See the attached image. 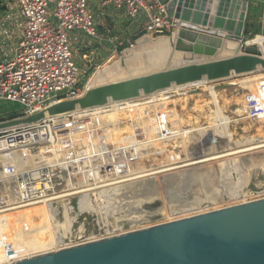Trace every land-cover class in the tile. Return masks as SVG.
I'll list each match as a JSON object with an SVG mask.
<instances>
[{"label":"water","instance_id":"1","mask_svg":"<svg viewBox=\"0 0 264 264\" xmlns=\"http://www.w3.org/2000/svg\"><path fill=\"white\" fill-rule=\"evenodd\" d=\"M228 1L216 0L218 5L213 6L214 14L209 17L205 12L207 0H199L195 9L192 3L171 0L167 14L179 20L181 28L170 27V37H149L117 52L104 66L90 72L80 97L62 99L31 115L1 120L0 132L109 103L133 101L170 89L201 82L216 83L264 70V53H240L237 44L244 42L247 3L231 1L230 11H237L242 4L237 17L222 13ZM252 155L264 157V152ZM217 165L205 167L212 175L204 182L185 185L184 190L191 192V196L207 198L201 184L206 186L221 180L217 176L221 168ZM202 168L199 170L205 169ZM254 169L251 175L256 170L264 174L263 170ZM219 198L226 201L222 193ZM176 200L180 201L177 196L175 203ZM190 202L178 203L176 209ZM150 219L155 221L160 217ZM14 264H264V200Z\"/></svg>","mask_w":264,"mask_h":264},{"label":"bare ground","instance_id":"2","mask_svg":"<svg viewBox=\"0 0 264 264\" xmlns=\"http://www.w3.org/2000/svg\"><path fill=\"white\" fill-rule=\"evenodd\" d=\"M198 1L199 0H183V4L192 3L193 9H195V5L196 3H198ZM241 5L238 9L239 12L234 13L237 15V17L241 11L240 10L242 7ZM209 8L207 6L205 8V12L207 14ZM243 43L244 45L253 44V46H256V48H258L261 52L262 45L264 44V36L256 35L251 39H248L246 41L244 40ZM237 44L240 47L242 45L239 43ZM251 79L254 80L251 81ZM246 80H247L246 87L243 86L242 88L244 89H242V91L240 92L242 94H246L249 91L251 94H253L256 100V102L254 101L256 107L252 108L253 104L251 106L248 103L247 99L244 100L243 99L244 96H242L241 101L239 97L238 98L234 97V99L232 97V99L235 100V102L232 100L233 102L232 104L237 103V105H239V109H238L239 117L234 118L236 112L235 114H233L234 112H232L229 116L234 118V121H232L233 122L232 126L230 124L228 125V128H227V123L225 122L226 119L218 125H216L215 123L209 124L210 122L209 123L207 122V124L205 125L198 124L199 122L210 121L211 119L214 118H218L219 120H221L222 118H226L228 116L227 115L226 117L221 118V106H219L220 105L219 103L221 101L218 99L221 98L223 91L214 90L215 89L214 87H213L214 89L210 88L209 91L211 92V95L209 96V92H206L203 88V86H205V84H208V82L196 83V84L170 89L153 94L150 96V99H152L151 100L152 103L154 102L155 104L153 105V107L147 106V104H150L151 102V101L149 102V100H145V101L140 100V103L138 104L137 102L134 101H126L123 103H115V102L109 103V105H107L108 107L107 106H104V108L98 107L92 109L93 111L88 110L92 112L82 111V112L73 113V116H79V117H81V115H88V113L94 116L97 115L95 117H98L97 120L98 124H96V122L93 123L87 122L86 129L88 128L89 129L88 131H92L89 132V135H92L93 132L99 131L98 134L101 136V138L104 139L106 137L107 143L103 144L104 151L102 150L101 152H105V154L107 152L106 154L107 157H104L105 158L104 162L100 163L101 169L100 171H98L100 174H98V172L96 173V171H93L92 172L93 179L91 178L92 175L91 176L88 175V177L91 178V183L89 185L86 184L83 187L77 188V186H81L82 184L79 185V183L77 182V184L75 185L73 183V188L71 189L72 192H68V193L62 192L60 191L59 187H56L55 195L57 196L54 198V200L57 199L60 200L71 195H80V201L77 204L78 211L80 212L84 210L87 212H93V207L89 205V202L91 201L90 195H94L96 200L97 198L103 201L105 200L107 203H113L115 207H120V208H122V206L120 205L122 200L121 199L118 200L117 197L119 195L124 196L127 193L128 195L126 199L130 200L134 197L133 202H142L143 199L149 202L153 200H157L154 201V204L152 206L142 203V207H144L145 209H143V211L142 210L140 211L139 209V212L135 213L138 215H136L135 218H132L133 220L131 219L132 220L131 223L133 227L134 226L140 227V225L143 224L144 222L151 220L148 218H153L156 215H159V217H161L164 220H169L170 218H176V217H187V216L189 217V215L195 214L197 212L199 206L203 203L201 200L203 201L205 200L207 202L209 201L213 203L214 202L223 203V201L220 200L221 197L219 199L197 198L194 200L195 202L192 201L189 204L187 205L184 204L183 207L180 206L179 209H176L177 205H175V201H174L176 199V196H178V194L180 195L181 191L184 190L188 185L191 186L193 183L196 184L199 181L204 182L205 179L211 173V171L206 172L209 170L205 167L210 166L212 164L220 165L224 163L223 167L226 168L228 166L226 162L231 163L230 166L233 167V171L234 172L236 171V175L241 177V179H239V181L240 180L242 181L241 194L243 199L246 198L248 192L244 188L248 184L252 169L253 168L261 169L264 172V157L252 155L253 153L256 152H260V151L264 152V122H263L264 118H262L261 120V118L258 117L259 116L258 114L264 111V81L262 83L261 82L262 79H260V77L250 78V79L246 78ZM259 81H260V85L259 87H257V83ZM192 87L198 88L196 91L200 89L198 94L199 96L201 93L206 92L208 99H205L203 101H196V103L192 107H189L187 101L189 98H191V96H189L187 89H191ZM175 91H182V92L175 93L174 94L175 97L173 99H169L170 95L156 98L157 96H161L169 92H175ZM238 95L239 94H237V96ZM223 99L225 101L228 100L229 102V99L231 98L222 96V101H223L222 104H225ZM232 104L231 106H233ZM234 108L235 107H233L232 109ZM245 110L247 111V114H244L243 116V111ZM234 111H236V108ZM251 111L253 112L251 113ZM179 112L182 113L183 115L180 116ZM174 113L175 114L178 113L180 119H175L174 116L176 115H173ZM151 114H153V117H151ZM65 116L66 115H62L53 118L57 119ZM93 117L91 118L93 119ZM47 120L55 121V119L52 118H49ZM238 120L242 121V123L240 124L245 125L247 122H249L248 126L256 125L255 128L250 127V129L252 131L254 130V132H252L249 136H246L244 134H239L242 136L236 134L233 135L234 133L233 129L235 127V123H237L236 124L237 126L239 125ZM189 124H191L192 127H190L187 130L177 131L173 129L175 127L188 126ZM65 126L68 125L65 124ZM69 127L72 130L73 126L71 125ZM80 128L81 127L78 126L76 129V127L74 126V129L76 130ZM58 129H62V127L61 128L59 127ZM53 130L54 132H57V126L55 124ZM169 130L172 131L166 133ZM230 130H232L233 132L232 133L233 137H231ZM49 132H50V141L53 146L54 137L51 133L50 128H49ZM70 134L72 135H68L66 133V135H64L65 137L64 136L58 137L55 143L63 142L65 140L69 141L71 140L70 137H72L75 139L74 144L76 150H78L79 152H83V148L86 147V145H88V142L91 141V138H93L91 136L89 137L88 135V137L85 136L78 139L77 136L81 134L80 132H76V131ZM256 138H259L258 140L261 141H255L254 143L251 144L249 143L250 145H245L246 144L245 140L249 139L250 141ZM233 141L237 142L238 145H232ZM123 144L125 145L124 152L129 154L130 157H132L133 160H135L134 164H132L131 166L125 165L123 164V162L122 163L117 162V164L115 163L116 162L115 159L117 160L120 159L122 156L121 154L120 155L116 154L114 156L108 155L109 150H115V152H117L115 148H117V150L122 149ZM230 144L234 146V148H231ZM52 146L44 150L45 156L46 158H48V161L54 163L55 164L54 166H56V164H58V166H62V164L65 165L68 163L67 165H69L71 168H75L76 171L77 169H79L80 167L79 164H81L82 159H80L79 164L76 163L75 165L73 159L76 158L75 154H71V153L66 154L64 151L56 155V153L61 149H59V147L53 148L54 146L53 147ZM181 147H185V148H181ZM54 149L56 153L55 152L53 153ZM174 150L175 151L180 150V152H178L179 154H176L177 152H175ZM120 151L122 152V150H118V152ZM94 153L96 154V152ZM94 153H92V155ZM97 154H99V152ZM244 155H248V157L246 156L243 157ZM19 156H20L19 154L17 155L13 154L11 157L12 161L16 163L18 160L22 159V157ZM67 156H69V159L67 158ZM80 157L81 156H79L78 158ZM93 157L96 158L97 156L94 155ZM108 157H111V159H108ZM92 158L90 156L89 157L87 156V159L91 160V162H93ZM144 158L145 161L141 160ZM100 159L103 160V158L101 157ZM63 161L66 163H63ZM38 162H42V161L34 160V162H31V165L36 166ZM84 164L82 166H85ZM94 164L95 163H92V166ZM104 166L106 168H109V170L104 171L103 170ZM200 167H203L205 169L202 168L203 171H201L199 170ZM63 168H66V166H63ZM127 168H129V170H125ZM210 168L211 167H209V169ZM104 172L106 173L108 172V173L107 174L105 173L106 174L105 175ZM118 174L119 175L122 174V176L120 175L121 176L120 177ZM236 186H238V184ZM234 192H235L234 194L231 193L228 194L229 197L227 196L228 198L226 200L228 201L226 203H229V200L234 198L236 200L238 199L241 200L240 191L237 190ZM218 196L219 195H217V197ZM181 199L184 200V198ZM83 204H87V206L85 205L84 206L88 208L83 210L81 207V205L83 206ZM120 208H118V210H114V211L112 210L113 213H111V215L113 216L114 212L115 213L122 212L121 210L124 207L122 209ZM67 210H64L65 230L70 229V222H72L71 219L68 217ZM131 210L132 209L130 208V211ZM39 219L43 220L45 224L40 227H35V224ZM119 220L120 218H114L113 230H112L113 234L122 230L121 226L119 225L120 222ZM5 221H8V223L4 224L3 222ZM60 222L61 221L58 220L57 209L52 207V201L50 203H41L23 208L13 207L1 211L0 235L4 234L8 230V228L12 229V225L14 224H23V225H21V228L19 230V234L21 235L20 243L13 246L9 245L8 248H6L7 250L5 249V245L1 246L0 256L5 255L6 253L7 256L4 259H0V264H12L15 262H20L24 259L26 260V258H29L36 253L46 254L48 252L61 251V250L63 251L70 249L68 247H65L64 243L61 241L62 238L68 233H64L61 235V231L58 230V224ZM27 223H31V225H28ZM51 223H54L55 225L54 228L51 225H49ZM118 236H121V234ZM108 238L111 239V237ZM7 239L8 237L4 238L2 242L6 243ZM23 241H24V245H23ZM89 242H94V241L91 240Z\"/></svg>","mask_w":264,"mask_h":264},{"label":"built area","instance_id":"3","mask_svg":"<svg viewBox=\"0 0 264 264\" xmlns=\"http://www.w3.org/2000/svg\"><path fill=\"white\" fill-rule=\"evenodd\" d=\"M170 1L93 0V3L98 10L111 7L122 11L138 32L159 36L170 32V27L181 28V22L167 14ZM0 2V102L20 106L18 111H11V118L34 114L62 99L80 97L84 89L80 84L81 71L73 60L71 39L74 35L95 41L102 37L89 1L14 0L16 12L8 7V0ZM106 34L110 32L107 30ZM52 122L46 119L0 132V160L8 156L14 166L0 172V212L55 203L60 166L47 161L16 170L19 163L24 165L27 161L20 159L14 163L11 158L18 150L41 146L45 154L44 148L52 146L49 128L54 137ZM112 152L108 155L117 154ZM89 243L93 242L82 245Z\"/></svg>","mask_w":264,"mask_h":264},{"label":"rangeland","instance_id":"4","mask_svg":"<svg viewBox=\"0 0 264 264\" xmlns=\"http://www.w3.org/2000/svg\"><path fill=\"white\" fill-rule=\"evenodd\" d=\"M88 1L90 4V9L94 13L96 25L99 24V25H97V28H99V32L104 35L105 28H109L110 34H109L108 38L105 37L104 41H102V40L95 41V40L88 39V38H85L84 40L80 39V40L72 41L73 42V44H72L73 60L78 65V67L81 71L80 84L84 90H85L84 85H83L84 81L93 69L100 68V67L104 66L117 52H119L125 48H128L132 45L135 46L138 43L148 39L149 37H158L155 35L150 36V35L144 34L142 32L134 31L133 30L134 26L131 25L130 22L123 17V12L122 11H116L115 9H113L111 7L104 10V11H105V13H107V12L112 13V14L114 13V15H115L114 19L117 21H113V23L110 22L109 17L101 15V11H100L101 9L98 10L96 8V6L93 3V0H88ZM215 1L216 0H208L207 1V7L208 8L210 7L207 11L209 16L211 14H214L213 10H212L213 6L218 5V3ZM223 1L226 2V0H223ZM231 1L232 0H229L228 7H226V6L222 7V9H223L222 13L223 14L233 15L234 13L239 12V10L238 11H235V10L230 11L229 5L231 4ZM243 1L247 3V17H246V22H245L244 40L246 41L248 39H251L256 35L264 36V0H243ZM211 2H213L214 4ZM8 7H10L13 12H16L14 0H8ZM159 36L170 37V32H167V33L159 35ZM88 42H91V43H88ZM94 42H99V44L94 43ZM102 42H112V43L104 44ZM117 42H122V43H121V45H118ZM245 45H244V43H242V45L240 47L241 48L240 53H245V52H249V51L260 52V50L258 48H256V46H253V44L252 45H246L247 47H250V48H247ZM260 53H262V54L264 53V44L262 45ZM257 77H260V79H262L261 82L263 83L264 71H259L256 73L247 74V75L238 76V77L231 76L229 79H226V80H222V81H219L216 83L205 84V86H203V88L206 92H209V96L211 95V92L209 91L210 88L214 87L215 88V89L213 88L214 90L223 91L222 96L230 97L231 99H229V102H228V100L225 101L223 99L225 104H222V102H223L222 96L220 99H218L221 101L219 103L220 104L219 106H221V118L226 117L228 115L226 118H222L221 120H219L218 118H214V119H211L210 121L199 122L198 124L205 125V124H207V122L208 123L210 122L209 124L215 123L216 125H218L226 119L225 122L227 123V128H228L229 124L232 126V124H233L232 121H234V118L239 117V114H238L239 105H237V103L232 104L233 103L232 100L234 99V97L235 98L239 97L240 101H241L242 96H244L243 99L244 100L247 99L248 103L251 106L253 104L252 108H255L256 107V104H255L256 100H255L253 94H251L248 90H247L248 92L246 94H242L240 91H242V89H244V88H242L243 86L246 87V84H247L246 78L250 79V78H257ZM252 80H254V79H251V81ZM259 85H260V81L257 83V87H259ZM201 88H202V86H201ZM197 89L198 88H195V87H192L191 89H187L189 96H191V98H189L187 101L189 107H192L196 103V101H203L205 99H208L206 92L201 93L199 96L198 94H199L200 89L198 91H196ZM261 89H262V86H261ZM179 92H182V91L169 92L167 94L157 96L156 98L170 95L169 99H173L175 97L174 94L179 93ZM236 93L239 95L237 96ZM258 93H256V94H258ZM240 95H241V97H240ZM232 97H233V99H232ZM156 98H155V100H156ZM140 100H143V101L149 100V102H150L152 99H150V97H149L148 99L143 98ZM140 100H136L134 102H137V104H138V103H140ZM233 101L235 102V100H233ZM231 104L233 106H231ZM153 105H155V104H154V102L152 103V101L150 102V104H147L148 107L149 106L153 107ZM233 107L236 108V111H234L235 108L232 109ZM19 109H20V106L16 103H9V102L1 101L0 102V121L5 120V119H9L10 118L9 113L11 111L12 112L18 111ZM4 110H6V111H4ZM92 111H88V112H92ZM232 112H234L233 114H235V112H236V115H234V118L229 116ZM252 112L253 111H251V113ZM254 113H255V111H254ZM145 114H147V113H145ZM244 114H247L246 110L243 111V116H244ZM261 114H262V116H261ZM173 115H176V116H174L175 119H180V116H182L183 114L180 113V116H178L179 115L178 113L177 114L174 113ZM258 115H259L258 117L261 118V120H262V118H264V111L259 113ZM93 116L94 115L89 114V113H88V115H81V117L73 116V114H72L70 116H65L62 118L55 119V121L52 122L53 125L55 124L57 126V132L53 131L55 141H57L58 137H62L64 135H66V133L68 135H72L70 133H72L74 131L80 132L81 135L77 136L78 139L81 137H85V136L88 137L89 132H92V131H88L89 130L88 128L86 129L87 122H90V123L96 122V124H98L97 123L98 117H95L97 115H95L94 117ZM91 117H93V119ZM151 117H153V114H151ZM78 122L79 123L82 122V123L79 124ZM179 123H180V121H179ZM240 123H242V121H239L238 126L236 125L237 123H235L234 129H236L237 131L233 129V132H234L233 133L232 130H230L231 137H233L232 133H233V135L234 134H236V135L244 134L246 136H249L252 132H254V130L252 131L250 129V127L255 128L256 125L255 126H248L249 122H247L245 125L240 124ZM65 124L68 126H65ZM71 125L73 126L72 130L69 127ZM74 126L76 127V129L78 126H80L81 128L76 130V129H74ZM52 127H54V126H52ZM59 127L60 128L62 127V129H58ZM190 127H192L191 124H189L188 126H183V127H181V126L175 127L173 129H175L177 131H182V130L189 129ZM171 131L172 130H169L166 133L171 132ZM83 132L85 135L83 134ZM98 133H99V131L93 132L92 135H89V137L91 136L93 138H91V141L88 142V145H86V147L83 148V152H79L78 150H76V147L74 144L75 139L72 137H70L71 140H69V141L65 140L63 142H57V143L53 142V146H54V147L52 146L53 148L59 147V149H61L57 153L54 149L53 153L55 152L56 155H58L60 152H64V151L66 154H70V153L75 154L76 158H73L74 162H75V163L74 162L73 163L75 165H76V163L79 164L80 159H82L81 164H79L80 167H79V169H77V171L75 168H71L69 165H67L68 163L65 165L62 164V166L58 167L60 174L58 176L57 182L60 184V191L66 192V193L72 192L71 189L73 188V183L76 185L77 182L79 183V185L82 184L81 186H77V188L83 187L86 184L89 185L91 183V178L93 179L92 172L96 171V173H97L98 171H100V169H101L100 163H103L105 160V158H104L105 152L101 153V151L102 150L104 151L103 144L107 143V140H106V137L104 139L101 138V136ZM239 136H242V135H239ZM258 139L259 138H256V139L250 140V141H249V139H247L248 141L245 140L246 141L245 145H250L251 143H254L255 141H261ZM85 142H87V141H85ZM124 144L122 146V149H118V150H122V152L120 151V154L123 157L121 156V158L118 160L115 159V161H116L115 163L117 164V162L118 163L123 162V164L131 166L132 164H134L135 160H133V158L130 157L129 154L124 152V147H125ZM232 145H238V144H237V142L233 141ZM232 145H231V148H234V146H232ZM41 148H43V147L41 146L39 149L28 148V149L18 150L19 152H16V154H14V155L19 154L20 155L19 157H22L23 161L25 160V161H27V163L24 165L19 163L15 169L17 170L20 168H24L25 166L32 167L34 165H31V162H34V160L42 161V162H38V165L47 162L48 158H46L45 154H43L44 152L42 150H40ZM181 148H185V147H181ZM46 149L47 148H44V150H46ZM115 149L118 152L117 148H115ZM110 151H113L112 152L113 154L115 152V150H109V152ZM94 152H96V154L99 152V154L96 155ZM175 152H177L176 154H179L178 152H180V150L179 151L177 150ZM92 153H94V154L92 155ZM94 155L97 157L94 158L93 157ZM98 155H99V157H98ZM117 155H118V153H117ZM4 156H6V155H4ZM79 156H81V157L78 158ZM87 156L88 157L90 156L91 158L93 157L92 158L93 162H91V160L87 159ZM100 157L103 158V160L100 159ZM67 158L69 159V156H67ZM131 158H132V160H131ZM141 160L145 161V158L141 159ZM132 161H133V163H132ZM111 162H114V161H111ZM63 163H66V162L63 161ZM82 163L83 164L86 163V164H84L85 166H82L83 165ZM92 163H95V164L92 166ZM226 164L231 169L228 166L226 168H224L223 167L224 163L217 165L218 167L220 166V168H221L220 169L221 171L217 175V176L221 177V180L219 182H217V183L211 182L212 185L207 184L206 186L201 184V187L204 186L203 188H201V190H203V192H205L207 198H212V199L217 198V195H220L222 193L223 195H226V199H227L229 197L228 194H230V193L234 194L235 193L234 191H237V190L240 191V194H241V187H242L241 183H242V181L241 180L239 181V179H241V177L236 175V171L235 172L233 171V167L230 166L231 163L226 162ZM10 165L13 166L11 161H10V157L8 158V156H6L4 160H0V172H2L4 168H9ZM63 166H66V168H63ZM104 168H103V170H104ZM87 169L91 172H89ZM229 169H230V171H229ZM125 170H129V168H127ZM105 173L106 172H104V174ZM98 174H100V173L98 172ZM123 174H126V173H123ZM88 175L89 176L92 175L91 178L88 177ZM120 175L122 176V174H120ZM211 175L212 174H209V176H211ZM217 176H215V177H217ZM237 176L240 178H238ZM83 179L85 180V182ZM237 181H239V182H237ZM237 184H238V186H236ZM9 185L11 187L12 183H10ZM119 185H122V184H119ZM205 188H206V190H205ZM244 189H246V191L248 192L247 197L244 199H243L242 194H241V197H240L241 200L240 199L236 200L234 198V199L229 200V203H226L228 200L223 201V203H218V202L213 203V202H209V201L207 202L205 200L204 201L201 200L203 203L199 206V209L197 210V212L195 214L189 215V217L188 216L187 217H176V218H170L169 220H164L160 217L159 220H155V221L149 220L147 222H144L143 224L140 225V227L139 226H134V227L132 226V223H131V221L133 220L132 218H135V216L138 215L135 213L139 212V209H140V211L141 210L143 211V209H145L144 207H142V203L152 206L154 204V201H157V200H153V201L149 202V201H146L145 199H143L142 202H133L134 197L130 200L126 199L128 193L125 194L126 196L125 195L124 196L119 195L117 197V199L122 200L120 205L122 206V208L124 207L123 208L124 210H123L120 207H115L113 203H107L105 200L103 201V200L98 199V198L96 200L94 195H90L91 201L89 202V205H91L93 207V212H87L84 210V209L88 208V207H85V206H87V204H83V206L81 205V207L84 211L80 212V211H78V207H77V204L80 201V195H71V196L65 197V198L60 199V200L57 199L55 201V203L52 205V207L56 208L58 211V220L61 221L58 224V230L61 231V235L64 233H68L67 235H65L62 238L61 241L64 243L65 247L73 248L76 245H82L83 243L89 242L91 240H93L94 242H98L101 240H107V239H109L108 237L114 238L120 234L124 235V234L132 233L135 231L146 230V229L152 228V227L157 226V225L171 223V221L176 222V221L187 219V218H190L193 216H197V215H201V214H205V213H209V212H215V211H219V210H222L225 208L237 207V206H241L244 204L264 200V174L258 170L254 171L253 174L251 175V177L249 178L248 184L245 186ZM96 191H98V190H96ZM186 191L187 190H182L180 195L178 194L177 197L180 199V201L176 200L177 202L175 203V205L178 203H181L183 201H185V202L194 201L195 198H198L197 196H191V194H190L191 192L187 191V193H186ZM181 198H184V200ZM207 198H204V199H207ZM147 202H149V203H147ZM67 208H68V210H67ZM118 208L122 209L121 210L122 212H120V213L114 212V215L112 216L111 215V213H113L112 210L113 211L118 210ZM130 208L132 209L131 211H130ZM64 210H67L68 217L72 221V222H70V229H66V230H65V226H64ZM125 211H127V212H125ZM114 218H120L119 225L121 226L122 230L113 234L112 230H113ZM148 219H150V218H148ZM3 223L7 224L8 221H5ZM27 224L31 225V223H27ZM44 224H45L44 221L39 219L36 222L35 227H40ZM21 225H23V224H14V225H12V229L8 228V230L4 234L0 235V248H1V246L5 245V249H6V248H8L9 245L13 246V245H17L18 243H20L21 235L19 234V230L21 228ZM49 225H51L53 228L55 227L54 223H51ZM2 231H3V228H2ZM6 237H8L7 242L3 243L2 240ZM23 245H24V241H23ZM57 252H59V251L48 252L46 254H53V253H57ZM0 254H1V251H0ZM46 254L45 253L44 254L36 253V254H33V256L26 258V260L30 259L32 257L35 258V257H38L39 255L42 256V255H46ZM6 256H7V253L3 256H0V259H4V258H6ZM12 264H14V263H12Z\"/></svg>","mask_w":264,"mask_h":264},{"label":"crops","instance_id":"5","mask_svg":"<svg viewBox=\"0 0 264 264\" xmlns=\"http://www.w3.org/2000/svg\"><path fill=\"white\" fill-rule=\"evenodd\" d=\"M108 9V8H107ZM104 10H106V9H104ZM103 9L102 10H100L101 11V15L102 16H107V17H109L110 18V22H112L113 23V21H117V20H115L114 19V13L112 14V13H109V12H107V13H105V11H104ZM123 17H124V15H123ZM125 18V17H124ZM126 19V18H125ZM97 25H99V24H97ZM98 29V31H99V28H97ZM109 31V28H105V30H104V35L103 34H101L100 32V34L102 35V37H101V40L102 41H104L105 40V37L106 38H108V36H107V34H106V31ZM133 30L134 31H136V32H138L137 30H136V28L135 27H133ZM110 32V31H109ZM86 37L85 36H82V35H74L73 36V39H72V41H76V40H80V39H82V40H84ZM89 39V38H88ZM88 43H91V42H88ZM94 43H97V44H99V42H94ZM102 43H104V44H108V43H112V42H102ZM118 43V45H121V43L122 42H117ZM116 43V44H117ZM73 44V42H71V45ZM115 44V45H116ZM104 46V45H103Z\"/></svg>","mask_w":264,"mask_h":264},{"label":"trees","instance_id":"6","mask_svg":"<svg viewBox=\"0 0 264 264\" xmlns=\"http://www.w3.org/2000/svg\"><path fill=\"white\" fill-rule=\"evenodd\" d=\"M4 111H6V110H4ZM9 115H10V118L13 117L12 112H10Z\"/></svg>","mask_w":264,"mask_h":264}]
</instances>
